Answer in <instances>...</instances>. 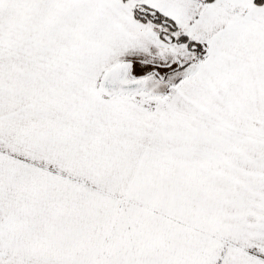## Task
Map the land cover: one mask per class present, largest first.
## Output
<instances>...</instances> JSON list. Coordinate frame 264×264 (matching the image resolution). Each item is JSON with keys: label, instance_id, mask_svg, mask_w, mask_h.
<instances>
[{"label": "snow or ice", "instance_id": "snow-or-ice-1", "mask_svg": "<svg viewBox=\"0 0 264 264\" xmlns=\"http://www.w3.org/2000/svg\"><path fill=\"white\" fill-rule=\"evenodd\" d=\"M0 264H264V0H0Z\"/></svg>", "mask_w": 264, "mask_h": 264}]
</instances>
